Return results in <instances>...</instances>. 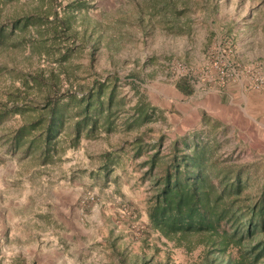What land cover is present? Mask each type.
I'll list each match as a JSON object with an SVG mask.
<instances>
[{
    "label": "rangeland",
    "instance_id": "obj_1",
    "mask_svg": "<svg viewBox=\"0 0 264 264\" xmlns=\"http://www.w3.org/2000/svg\"><path fill=\"white\" fill-rule=\"evenodd\" d=\"M36 9L50 20L16 31L0 46V264H202L203 246L177 245L149 225L144 162L155 149L165 156L174 140L200 130L212 148L209 158L232 169V178L240 175L238 205L264 208V0L2 4L8 17ZM54 11L57 19L72 18L70 39L51 36L61 28L50 17ZM32 38L68 48L62 66L53 54L38 52ZM37 71H58L62 91L78 96L95 80L116 82L124 102L113 129L82 135L75 147L63 143L46 163L14 149L12 136L27 117L11 110V96L41 108L46 85L22 83ZM137 101L150 104L154 115L128 125ZM254 219L264 239V211ZM228 252L237 255L236 248Z\"/></svg>",
    "mask_w": 264,
    "mask_h": 264
},
{
    "label": "trees",
    "instance_id": "obj_2",
    "mask_svg": "<svg viewBox=\"0 0 264 264\" xmlns=\"http://www.w3.org/2000/svg\"><path fill=\"white\" fill-rule=\"evenodd\" d=\"M7 1L14 0H0V46L10 43L16 31L41 27L50 20L49 15L41 16L37 9L23 16H4L2 4ZM74 7L77 9L78 4ZM52 15L61 27L51 29L53 38L64 35L63 39L68 40L74 36V32H68L72 20L69 15L60 19H57V11L50 17ZM40 40L32 38L33 47L40 53L53 54L55 62L62 66L70 50L61 49L55 41L47 45ZM22 83L25 89L35 88L37 84L46 85L48 89L41 108L30 102L18 103V94L11 96L17 99H13L11 110L27 117L14 132L12 146L16 150L23 149L26 155L40 159L41 163L52 161L63 143L75 147L82 135L90 137L96 130L110 132L116 110L124 102L117 95L116 82L110 83V79L95 80L82 96L62 91L58 71H51L48 76L41 71L28 74ZM177 87L184 94L191 93L185 82H178ZM154 111L147 102L137 101L128 125L150 121ZM203 138L200 130H192L174 140L168 154L161 156L157 148L144 162L152 190L147 199L149 225L177 245L189 249L203 246L202 264H264V239H258L256 234L262 225L260 220L254 219L256 214L263 215L264 208L261 206L256 211L238 205L243 190L240 175L232 178V169L211 160L212 148ZM136 143V155H139L142 146ZM111 155L105 154L106 161L112 160ZM156 168L159 169L155 171ZM231 248L237 249L236 257L229 254Z\"/></svg>",
    "mask_w": 264,
    "mask_h": 264
}]
</instances>
